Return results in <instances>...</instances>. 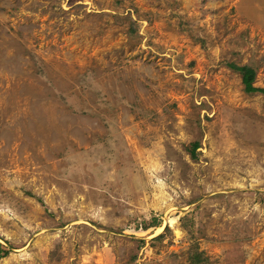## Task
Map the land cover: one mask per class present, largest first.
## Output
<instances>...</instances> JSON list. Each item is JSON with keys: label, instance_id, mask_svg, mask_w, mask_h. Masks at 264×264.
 Listing matches in <instances>:
<instances>
[{"label": "rangeland", "instance_id": "rangeland-1", "mask_svg": "<svg viewBox=\"0 0 264 264\" xmlns=\"http://www.w3.org/2000/svg\"><path fill=\"white\" fill-rule=\"evenodd\" d=\"M232 64L264 89V0H0V264H264Z\"/></svg>", "mask_w": 264, "mask_h": 264}, {"label": "trees", "instance_id": "trees-1", "mask_svg": "<svg viewBox=\"0 0 264 264\" xmlns=\"http://www.w3.org/2000/svg\"><path fill=\"white\" fill-rule=\"evenodd\" d=\"M236 71L240 72L242 74L243 77V83L245 85V89L247 92H255V91H261L264 92V89L261 88H257L253 86V81L255 78V69L250 67V66H238V65H231ZM194 149H193V153L195 152V148L198 146V144L196 143L194 145Z\"/></svg>", "mask_w": 264, "mask_h": 264}, {"label": "bare ground", "instance_id": "bare-ground-1", "mask_svg": "<svg viewBox=\"0 0 264 264\" xmlns=\"http://www.w3.org/2000/svg\"><path fill=\"white\" fill-rule=\"evenodd\" d=\"M162 229H163L162 227H159L157 232L160 233L162 231Z\"/></svg>", "mask_w": 264, "mask_h": 264}]
</instances>
